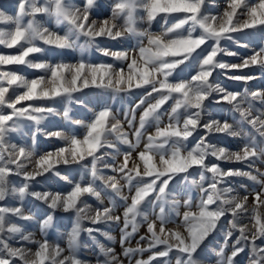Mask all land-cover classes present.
Wrapping results in <instances>:
<instances>
[{
	"label": "snow or ice",
	"instance_id": "1",
	"mask_svg": "<svg viewBox=\"0 0 264 264\" xmlns=\"http://www.w3.org/2000/svg\"><path fill=\"white\" fill-rule=\"evenodd\" d=\"M204 0H113L112 15L110 19L97 21L91 19L92 10L96 6V0H83V6L77 7L73 0H19L18 12L15 16L6 15L0 11V22H11L14 29L9 31L0 30V45L7 48L19 46L17 55L0 54V66L2 65H27L34 69L45 70L50 73L39 76L35 79H27L18 75L15 71H0V202H5L10 197H17L23 201L26 195H31L36 200L42 201L52 210L61 209L64 212H74L76 219L70 232L67 234V255L65 249L57 243L50 244L47 239L37 242L35 252L23 247H13L9 238L13 234L22 233V228L13 222L10 217H17L29 220L32 217L24 214L23 205L8 206L0 203V264H87L79 258L78 240L81 234V221L85 218L82 213L89 206L84 203L83 198L93 196L100 198L101 192L98 190L97 181L103 182L104 188H110L117 195L120 194L122 186L115 176L104 177L98 173L97 161L101 158L100 149L115 147L108 140V136L117 133L122 143L135 148L141 140L142 129L149 120H155L159 124L161 118V108L170 99L174 100V106L169 114L170 122L167 127H157L156 136H148V142L144 150L137 153L138 159L134 169H128V162L132 159L131 152H125L123 163L118 171L127 181L129 188L132 181L136 180L135 192L131 196V202L123 213V245L133 234L137 232V217L144 216L142 206L153 204L159 207L157 219L160 221L159 228L155 221L148 223L147 232L150 234L147 248H125V257H134L135 253L150 252L147 259H135L134 264H169L170 253L173 249L178 255L175 264H200L199 251L206 239L218 228V223L227 213L235 218L241 213L247 212V197L243 201L237 200L235 196L228 197L227 193L232 192L231 188H220L219 184L228 176H249L256 180L257 177L248 172L238 170L224 171L216 163L211 161L206 163V158L211 155L217 160L251 161L264 156V141L257 143L252 138L244 145L239 152H229L226 148H217L206 141L205 136H201L195 146L188 149L185 142L193 136L198 127L207 130L208 133H225L230 136H237L239 133L233 129V125L227 120H211L201 123L202 113L205 110V101L213 93H219L220 98L217 103L226 102L233 106V110L240 113L241 118L246 121L261 138H264V112L254 114L256 110L253 104L246 99V94L237 91H229L219 85H214L210 77L216 68H245L250 65L260 64L264 67V47L242 60L239 64H226L217 59L218 53L223 51L219 45L222 39H231L230 33L255 28L258 25L264 26V0L258 3L249 4L248 0H229L221 18L208 17L203 15L201 9ZM143 9L146 13L147 21L150 23L157 16H161L167 21L169 16L175 21L171 26H167L160 35L150 32H138L135 25L137 22V10ZM243 9V14L247 19L243 23H234L237 10ZM44 14L54 17L56 22H67L69 27L67 32L59 35L49 31L47 27H42L36 20L37 15ZM173 14H181L174 16ZM30 16L24 23V17ZM123 18V28L117 24V20ZM143 19L144 17H139ZM212 21V22H210ZM189 27L185 29V26ZM196 26H199L200 33L194 35ZM186 33V34H185ZM128 35L144 37L147 39V46L143 43L139 45V59L133 56L125 68L116 69L112 64H93L85 60H80L77 64L58 63L50 65L48 63H34L27 59L33 53H40L43 49L37 46L35 41H43L46 45H54L60 49H73L77 47V40L81 36L89 38V42L96 37L107 36L112 39ZM208 41H214L210 49H204ZM246 47L247 45H243ZM201 49V53H197ZM104 55H112L117 59L128 60L129 56L124 52H110L108 49H99ZM206 54H202L205 53ZM196 53V56L193 54ZM228 55L236 53L228 52ZM191 61L196 64L195 74L187 80L170 82L175 69ZM142 62V64H141ZM67 74V75H66ZM235 80L248 81L252 76H234ZM93 85L98 88H112L116 91H124L133 87H151V91L146 92L148 97L153 93L157 94L154 103H148L144 108L140 120L139 128L134 130L136 138L133 144L127 133L120 132V121L108 108H104L95 114L93 120L86 125L87 132L83 139H78L75 135L63 136L62 133H49L48 135L59 136L67 141L66 147H60L55 152H49L39 157L36 161L38 171H27L24 160L32 157L33 152L24 146L16 144L9 145L7 137L9 133L15 131L20 126L21 118L34 121L37 125L44 119V113L54 111L48 107H34L29 104L27 107L17 105L24 101H33L40 98H54L67 96L71 98L73 92L79 91L81 87ZM17 86L23 91L15 95L12 99L8 96L10 88ZM175 94V95H174ZM253 98L259 96L264 99V92L251 93ZM146 101L141 99L137 108L144 105ZM247 103V107L243 105ZM4 108L11 111L5 113ZM181 110L183 112L181 113ZM67 118L69 113L64 112ZM181 117H183L181 119ZM127 119V114H126ZM132 119H127L129 127L133 126ZM114 121V122H111ZM80 124L81 121H75ZM152 153V154H150ZM154 155L159 156V167L153 163ZM56 159L53 160L52 158ZM91 158L90 176L91 180L85 183L76 182L71 186L66 194L51 191H31L29 184L23 186L10 187L9 177L12 175H23L25 181L35 180L36 176L48 172L53 163L72 164L85 161ZM23 158V159H21ZM190 169H203L200 174L201 181L205 180V173H211V183L207 187H200V201L196 205L198 212L185 211L183 213V223L186 226V235L179 231H168L165 228V204L170 203L175 209L180 201H169V185L177 176L183 174V179L188 180L191 175ZM115 170V169H114ZM134 172V176L133 173ZM67 180V177H63ZM84 178L81 177V180ZM72 182L69 181V184ZM195 183V182H193ZM264 192L256 193L255 199L260 205H264L261 197ZM122 199L127 201L128 196ZM219 202V203H218ZM103 203V201H101ZM184 206L191 208L192 197L189 195L183 201ZM216 205L214 208L210 206ZM253 225L255 231L251 232V239L246 234V227H240V237L231 245L230 254L229 231L216 253L219 259L217 264H236L235 258L245 250L250 244L249 264H264V247L256 244L257 239L264 238V214L253 209ZM111 207L97 209L95 215L88 216L93 224L104 221L120 222L121 217L113 215ZM179 215V212L176 213ZM144 219H147L144 216ZM52 215H47L43 220L41 229L45 230L51 225ZM131 225V232L128 231ZM235 221L232 228H236ZM89 233L98 229H86ZM111 239V237H108ZM21 239L28 241V235H22ZM141 241L146 237L141 236ZM241 240L244 244H241ZM163 245L160 249L158 246ZM100 251L105 257L102 264H123L112 249H105L100 245ZM31 257V259H29ZM110 257V258H109ZM164 258V259H162ZM98 264L101 262L98 261Z\"/></svg>",
	"mask_w": 264,
	"mask_h": 264
},
{
	"label": "rangeland",
	"instance_id": "2",
	"mask_svg": "<svg viewBox=\"0 0 264 264\" xmlns=\"http://www.w3.org/2000/svg\"><path fill=\"white\" fill-rule=\"evenodd\" d=\"M19 0H0V11H3L6 15L15 16L18 12ZM43 3V0H40ZM73 3L77 7L83 6V0H73ZM229 0H204L202 5V13L208 17H217L218 20L223 16L225 9L228 7ZM249 4L258 3V0H248ZM113 0H96V6L92 10L91 19H96L98 22L104 19H110L112 15ZM243 9L237 10V16L234 17V23H243L247 16L243 14ZM138 19L136 22V29L138 32L146 31L154 35L162 34L167 26H171V23L175 21L172 16L167 18V21L161 16H157L156 19L150 23L147 21L146 13L143 9H138L136 13ZM178 16L181 14H173ZM139 17H144L140 19ZM32 17H24V23ZM42 27H47L49 31L55 32L59 35L65 34L68 30V23H57L54 17H49L44 14H39L36 17ZM122 28L124 26V19L121 18L116 21ZM212 22V21H210ZM189 26L186 25L185 29ZM14 29V24L11 22H0V30L9 31ZM199 26H196L194 35L200 33ZM186 34V33H185ZM231 39H222L219 47L223 50L218 53L217 59L226 64H239L242 60L254 53V50L258 51L259 48L264 47V26H257L255 28L243 29L230 33ZM143 43L147 46V39L144 37H137L134 35L126 34L123 37L112 39L107 36L96 37L91 42L89 38L81 36L77 40V47L73 49H60L54 45H46L43 41H35L34 43L41 47L43 51L40 53H33L27 59L34 63H48L55 65L58 63L77 64L80 60H85L88 63L93 64H112L114 68H125L130 62L131 57L135 56L139 59V45ZM214 41H208L206 45L202 46L204 49H210L214 45ZM243 45H247L244 47ZM108 49L110 52H124L129 56L128 60L117 59L112 55H104L99 49ZM19 46L16 48H7L4 45H0V54L3 55H17L19 53ZM228 52L236 53V55H228ZM197 53H201V49H197ZM202 54H206L202 53ZM196 56V53L193 54ZM142 64V62H141ZM0 71H15L18 75H22L25 78L31 80L38 78L39 76H45L46 79L50 76V73L45 70L34 69L27 65H2ZM196 64L191 61H185L184 64L179 65L172 76L169 77L170 82H177L179 80L190 79L195 74ZM67 75V74H66ZM234 76H252L253 79L248 81L235 80L231 77ZM211 82L214 85H219L226 88L229 91H237L242 94H246L247 101L253 104L254 114L264 112V99L257 96L253 98L251 93L264 92V67L260 64L250 65L245 68H216L210 77ZM23 91L22 88L12 86L10 88L8 96L12 99L15 95L20 94ZM151 91L150 86L131 89H125L124 91H116L112 88H98L93 85L89 87H81L79 91L73 92L71 98L67 96L54 97V98H40L33 101H24L17 107H27L31 104L34 107H48L54 109L51 113H44V119L40 124H36L34 121L21 118L20 126L13 132L9 133L7 143L9 145L16 144L18 146H24L33 152L30 159L24 160V165L27 171H38L36 161L40 156L49 152H55L60 147H66L67 141L59 136L48 135L49 133L60 132L65 137L75 135L78 139H83L86 135V125L89 124L95 114L104 108H108L115 115L116 119L120 121V132L127 133V138L135 144L136 138L134 136V130L139 128L140 116L148 103H154L157 94L153 93L152 97H148L146 92ZM175 95V94H174ZM220 98V94L213 92L209 98L205 101V110L202 113L201 123H205L211 120H219L223 122L227 120L228 123L233 125V129L239 133V135L233 137L225 133H208L206 129L198 127L197 131L193 133V136L188 138L185 142L188 149L195 146L196 141L205 136L206 141L217 148H226L229 152H239L244 145L248 143L252 138H255L257 143L264 141V138L259 136V133L252 128L246 121H244L239 112L233 110V106L226 103L217 101ZM144 99L146 103L137 108L140 100ZM175 101L170 99L161 108V118L159 124L155 120H149L144 129H142V137L140 143L132 148L130 145L124 144L118 138L117 133H112L108 136V140L115 147H105L100 149L98 154H101V158L97 161L98 173L104 177L115 176L116 180L122 186L119 195L114 193L110 188H104L102 181H97L98 190L101 192L99 199L93 196H86L83 198L84 203L89 207L85 209L82 215L85 217L81 221L82 231L78 240V255L87 264H98V261L103 262L105 257L100 251V245H103L105 249H112L113 253L123 261V264H134L135 259H147L150 252L135 253L134 257H125V248H147L150 234L147 232V225L155 221L157 230L160 225V221L157 219L159 214V207L153 204H146L142 206V212L144 216L137 217V232L133 234L123 245L121 239L123 233V213L125 208L131 202V196L135 192L136 180L132 181L131 189L128 186L127 181L123 178L122 173L118 171L120 165L123 163L125 152L132 153V159L128 162V169H134L137 163L142 165L139 161L137 153L144 150L145 144L148 142V136H156L157 127H167L170 122L169 114L171 108L174 106ZM247 107V103L243 105ZM65 110L68 111L69 116H64ZM5 113L10 112L8 108H4ZM183 110H181V113ZM132 119L133 126L129 127L127 119ZM183 117H181L182 119ZM75 121H81L80 124ZM114 122V121H111ZM152 154V153H150ZM23 159V158H21ZM53 160L56 158L53 157ZM159 156L154 155L153 163H156L159 167ZM211 161L220 166L224 171L229 169L238 170L242 172H248L253 176H256V180L250 179L249 176H228L221 184L220 188H231L233 191L227 193L228 197L235 196L237 200L243 201L244 197H247L246 207L247 212L241 213L237 217H233L231 213H227L218 223V228L206 239L202 245V251H199L200 264H217L219 257L217 252L223 244L225 235L231 231L232 236L229 237V249H226L230 254L231 245L235 243L237 238L240 237L239 228L246 227V234L251 239V232L255 231L253 225L255 221L253 219V209L264 214V205H260L256 199V193L264 192V156L255 158L251 161H235V160H217L216 157L209 155L206 158V163ZM91 158L87 157L85 161L80 163L63 164L53 163L52 168L48 172H44L42 175L36 176L35 180L25 181L23 175H12L9 177L10 187H16L17 189L23 186V183L29 184V192L31 191H51L60 192L66 194L76 182L85 183L91 180L90 176ZM115 169V170H114ZM191 175L188 180L183 179V174L177 176L173 182L169 185L168 200H178L179 205L173 209L170 203L165 204V216L166 223L165 228L168 231H179L186 235V226L183 223V213L185 211L198 212L196 205L200 201L201 193L200 187H207L211 183V173H205V180L201 181L200 174L203 169H190ZM134 176V172L132 173ZM67 177V180L63 179ZM81 177L84 179L81 180ZM69 181L72 183L69 184ZM195 182V183H193ZM192 197L193 204L191 208L184 206L183 201ZM123 196H128L129 199L125 201ZM264 200V196L261 197ZM103 201V203H101ZM8 206H21L23 205L24 214L30 215L32 218L29 220H23L17 217H10V219L17 223L22 228V233L13 234L9 240L13 247H23L24 249H30L35 252L37 248V242H42L47 239L50 244H59L60 247L65 249L64 255H67V234L70 232L74 225L76 216L74 212H64L61 209L52 210L42 201L36 200L31 195H26L23 201L18 196L10 197L5 202ZM219 203V202H218ZM111 207L113 209V215L121 217L120 222L104 221L98 224H93L88 216L95 215L96 210L103 207ZM216 205L210 206L214 208ZM179 212V215L176 213ZM47 215H52L53 220L51 225L47 229L42 230L41 225ZM237 224L236 228H232V222ZM98 229L89 233L86 229ZM131 232V225L128 229ZM22 235H28L30 239L24 241L21 239ZM146 237L141 241L140 237ZM108 237H111L109 239ZM241 244L244 241L241 240ZM256 244L264 247V238L257 239ZM162 249L164 246H158ZM250 244L241 252L236 258V264H249ZM178 253L175 249L170 253L169 264H175V258ZM110 258V257H109ZM31 259V257H29ZM164 259V258H162Z\"/></svg>",
	"mask_w": 264,
	"mask_h": 264
}]
</instances>
